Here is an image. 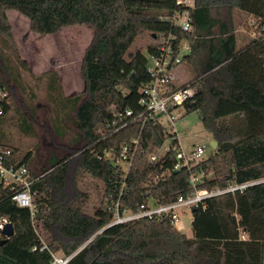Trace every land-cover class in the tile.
Instances as JSON below:
<instances>
[{"label":"trees","instance_id":"1","mask_svg":"<svg viewBox=\"0 0 264 264\" xmlns=\"http://www.w3.org/2000/svg\"><path fill=\"white\" fill-rule=\"evenodd\" d=\"M186 9L176 0H0V82L9 92L8 100L0 103V148L11 152L0 155L6 168L26 169L34 198L33 211L21 208L13 196L23 185L5 186L0 181V223L6 220L14 228L13 236L0 246V264H51L52 254L59 251L73 256L69 264H264V183L199 205L193 212L192 237L167 216L107 227L113 222L115 204L121 213L142 205L171 204L194 192L193 176H203L198 189L264 179V0H194L188 8L192 19L188 33L162 20ZM234 10L255 19L258 36L242 47H238ZM11 11L27 18L31 32L41 36L83 25L94 32L81 66L83 93L66 97L59 76L51 77L49 128L58 138L74 132L73 153L62 160L54 157L51 167L40 174L31 168L34 153L19 151L5 131L11 113L12 120L19 115L20 127L15 126L26 137H36L38 124L33 91L21 103L28 117L14 95L15 87L23 88L20 70L25 65L18 57L8 17ZM146 33L153 42V35L171 34L177 37L175 45L184 40L190 46L184 62L196 77L183 86L192 85L197 92L183 107L185 114H199L218 147L208 159L189 168L174 170V152L155 163L149 161L167 138H175L154 120L141 130L130 131L131 125L113 135L111 108L119 113L132 111L134 116L143 112L141 90L150 82L147 55L156 52L154 44L145 51L138 46ZM135 138L139 148L127 174L121 164L103 158L109 150L118 156ZM81 155L80 170L103 186L105 205L95 216L104 228L91 240L87 235L67 237L61 232L66 224L63 218L53 228L58 241L47 246L36 229L46 220L49 201L40 177L73 159L64 176L65 214L73 199L72 171ZM45 245L47 249L41 250Z\"/></svg>","mask_w":264,"mask_h":264},{"label":"rangeland","instance_id":"2","mask_svg":"<svg viewBox=\"0 0 264 264\" xmlns=\"http://www.w3.org/2000/svg\"><path fill=\"white\" fill-rule=\"evenodd\" d=\"M193 1L191 0V2ZM232 14L237 26L238 47H242L258 36L254 26L255 19L235 10ZM8 17L17 45L18 57L24 61L25 65L20 70L23 88L18 86L14 88L15 99L20 111L28 117L27 108L22 105L28 100V98L26 100L28 91H33L35 98L32 103L36 107L35 117L38 119V124L35 126L36 137H26L15 126L18 123L20 127L19 115L17 117L15 115L12 120L13 114L11 113L5 124V131L10 143L14 144L19 151L34 153L35 158L31 168L36 174H40L44 169L51 167L55 158L62 160L73 153L71 144L74 132L71 131L63 138H58L49 128L53 117V102L48 91L51 77L53 74L59 76L65 96L83 93L81 66L85 52L93 40L94 32L89 26L83 25L67 27L54 35L41 36L31 32L29 20L19 13L8 12ZM153 43L148 33L138 40V46L144 51L148 45ZM176 75L180 84L188 83L196 77L186 62L177 68ZM160 124L166 130H171L174 127L181 150L186 155L191 154L198 147H205L203 159H208L217 149L211 147V142L214 140L205 130L197 112L183 113L174 125L167 119H160ZM141 125V121L135 122L130 127V131L140 128ZM70 126L73 125L70 124ZM83 157L81 155V159L77 161L72 171L69 188L73 199L68 204L65 214L62 207L66 199L64 176L70 163H73V159L63 163L59 169L40 177L44 181V189L49 201L46 220L40 223L36 229L47 246L58 241L53 228L58 226L63 218H66V224L61 232L67 237L87 235L91 240L104 228L101 220L95 216L96 212L100 208H104L105 205L103 186L87 177L80 170ZM122 166L124 167V165ZM176 213L184 227L182 233L192 237L193 213L191 208L181 207L176 210ZM55 254L63 256L61 251Z\"/></svg>","mask_w":264,"mask_h":264},{"label":"built area","instance_id":"3","mask_svg":"<svg viewBox=\"0 0 264 264\" xmlns=\"http://www.w3.org/2000/svg\"><path fill=\"white\" fill-rule=\"evenodd\" d=\"M177 5L187 8L183 11H176L172 16H165L162 18L165 22H170L171 25L182 32H190L192 30V19L188 8L194 6V1L191 0H176ZM177 37L174 35L161 34L154 39L156 52L147 55V72L150 76V82L141 90V98L139 101L143 112L137 116L133 115L132 111L119 113L111 108L114 114L113 126L116 127L113 135L118 134L127 127L133 125L137 121H141L144 125L154 120L155 123L160 124V119H167L172 125L178 120L183 113H185L184 105L192 102L197 89L192 85L183 86L180 84L176 75L177 68L183 64L185 57L190 53V46L186 41H180L175 45ZM9 98V92L5 85L0 82V103L6 102ZM3 114L0 108V115ZM157 117V119H156ZM139 130V131H140ZM169 133L175 135V138H167L163 144L155 149L149 155V161L152 163L166 157L170 152L176 153L177 159L174 170L182 168H189L191 164H196L203 160L205 154V147H198L191 154L186 155L182 152L177 133L174 127L167 130ZM174 140L177 143H173ZM139 148V139L131 140L130 144L123 146L121 153L116 156L112 151H105L103 158L112 160L116 164L124 165L123 171L125 174L133 165L136 152ZM0 153L9 156V150H2ZM26 169L14 170L13 168H6L2 156L0 155V181L5 186L23 185V188L17 191L13 196V201L21 208H29L34 210V198L31 193V182L28 181ZM203 176H193L191 184L194 192L186 196L179 197L175 202L168 205H142L134 212L123 210L120 212L119 205L115 204L113 222L107 227L123 224L129 221L138 220L142 218H160L167 216L171 219L172 224L179 230L183 231L184 227L176 213V210L181 207L197 208L206 200L212 198L223 197L227 194H235L236 192H243L248 187L256 184L264 183V179L254 182H248L241 185H230L226 188H219L213 186L208 189H198L199 184L203 181ZM7 224L6 220L0 223V230L4 229ZM47 249L45 245L41 250ZM53 260L51 264H69L73 256H57L52 254Z\"/></svg>","mask_w":264,"mask_h":264},{"label":"water","instance_id":"4","mask_svg":"<svg viewBox=\"0 0 264 264\" xmlns=\"http://www.w3.org/2000/svg\"><path fill=\"white\" fill-rule=\"evenodd\" d=\"M153 38H156V35H153ZM217 143L216 142H212L211 144V147L213 149H216L217 148ZM192 213L195 211V208H192ZM14 234V228L13 226L10 224V223H7L5 226H4V229L3 230H0V235L4 237L3 240H0V246L4 245L8 239H10Z\"/></svg>","mask_w":264,"mask_h":264},{"label":"crops","instance_id":"5","mask_svg":"<svg viewBox=\"0 0 264 264\" xmlns=\"http://www.w3.org/2000/svg\"><path fill=\"white\" fill-rule=\"evenodd\" d=\"M72 96V95H71ZM71 96H68V97H71ZM74 96H78V95H74ZM67 97V96H66ZM211 144H212V142H211Z\"/></svg>","mask_w":264,"mask_h":264}]
</instances>
